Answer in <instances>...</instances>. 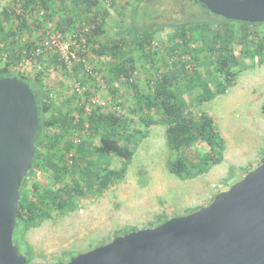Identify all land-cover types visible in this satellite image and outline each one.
I'll return each instance as SVG.
<instances>
[{"label":"trees","instance_id":"1","mask_svg":"<svg viewBox=\"0 0 264 264\" xmlns=\"http://www.w3.org/2000/svg\"><path fill=\"white\" fill-rule=\"evenodd\" d=\"M116 1L8 0L0 9V78L22 77L35 93L39 109L36 149L19 189L12 232V243L27 264L39 263L33 262L26 233L68 215L121 182L149 127H164L170 174L194 177L219 164L224 140L213 118L199 107L225 94L241 72L264 64V23L227 19L196 0L190 1L207 14L205 20L175 25L168 44L157 38L164 25L137 22L142 0H135L128 23L101 40ZM55 32L74 40L79 59L70 67L54 50L33 54L39 42ZM81 57L91 71L84 68ZM23 58L31 59V67L18 72L15 68ZM138 71L143 76L136 78ZM102 83L111 99L120 100L115 104L95 100ZM121 85L124 90L118 89ZM261 109L264 116V100ZM244 175L237 178L230 168L226 180L231 185ZM174 216L161 214L148 227ZM136 230L124 227L113 237ZM78 253L51 256L49 264Z\"/></svg>","mask_w":264,"mask_h":264},{"label":"rangeland","instance_id":"2","mask_svg":"<svg viewBox=\"0 0 264 264\" xmlns=\"http://www.w3.org/2000/svg\"><path fill=\"white\" fill-rule=\"evenodd\" d=\"M7 2L0 0V9ZM134 2L117 0L116 7L109 9L106 31L101 40L110 37L120 25L128 23ZM118 11L125 16L120 17ZM136 15L140 24L164 25L165 28L157 33L161 44L169 43L167 36L175 25L205 20L207 16L190 0H142ZM25 37L26 34L23 35ZM139 72L136 78L143 76ZM118 87L125 89L122 85ZM69 93L68 88L67 93L63 92L66 96ZM95 96L113 104L120 100L111 99L104 83ZM184 97L186 99L187 94ZM263 100L264 64L241 72L225 94L217 95L199 107L213 118L224 140V151L219 164L194 177L181 179L167 171L169 151L164 127H149L121 182L98 197H90L68 215L47 220L26 233L25 239L34 252L33 262L49 264L51 256L62 252L82 253L105 244L121 228H147L149 224L156 223L161 214L185 215L207 206L218 192L229 188L231 180L226 179L230 168L238 178L256 168L264 157ZM112 162L119 164L117 158ZM41 175L36 172L37 177Z\"/></svg>","mask_w":264,"mask_h":264},{"label":"water","instance_id":"3","mask_svg":"<svg viewBox=\"0 0 264 264\" xmlns=\"http://www.w3.org/2000/svg\"><path fill=\"white\" fill-rule=\"evenodd\" d=\"M196 1L227 19L264 23V0ZM38 132L30 85L16 75L0 78V264H27L12 232ZM57 264H264V157L207 206L116 235Z\"/></svg>","mask_w":264,"mask_h":264},{"label":"built area","instance_id":"4","mask_svg":"<svg viewBox=\"0 0 264 264\" xmlns=\"http://www.w3.org/2000/svg\"><path fill=\"white\" fill-rule=\"evenodd\" d=\"M72 37V36H70ZM80 43L83 44V49L82 51L85 52L87 51V48H85V36L83 33L80 34ZM74 46V40L70 39L69 37L62 35L58 32L48 34L45 38L39 42V45L35 52L33 53L34 55H38L44 50L48 51H56L61 58L65 61L66 65L70 67L71 63L73 60H78V56L76 54L75 49L73 48ZM80 60L84 64V68L88 71H91V67L86 61L85 57H81ZM31 59L30 58H23L19 64L16 66L15 70L18 72H23L27 71L31 67ZM77 85V83H74ZM95 100L98 98H94Z\"/></svg>","mask_w":264,"mask_h":264}]
</instances>
